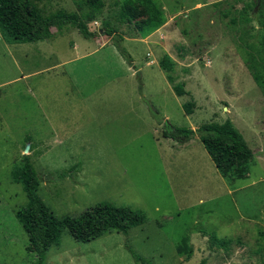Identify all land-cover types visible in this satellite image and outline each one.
<instances>
[{"label": "rangeland", "instance_id": "rangeland-1", "mask_svg": "<svg viewBox=\"0 0 264 264\" xmlns=\"http://www.w3.org/2000/svg\"><path fill=\"white\" fill-rule=\"evenodd\" d=\"M80 1L38 3L48 13H81ZM153 5L161 22L143 32L136 26L145 13L133 32L109 19L132 63L101 32L104 17L88 23L92 39L65 27L55 40L9 46L0 33L19 68L0 46V264L37 261L16 217L28 200L12 172L26 156L39 197L58 219L103 203L146 218L128 234L113 231L89 243L66 230L46 264H139L131 250L151 264H264V91L248 55L264 34V0ZM51 47L56 56L36 52ZM165 56L173 62L168 73ZM22 74L28 76L14 80ZM178 84L186 95L176 94ZM227 120L255 154L248 178L234 183L220 175L198 131ZM171 127L196 134L179 143L165 137Z\"/></svg>", "mask_w": 264, "mask_h": 264}, {"label": "trees", "instance_id": "trees-1", "mask_svg": "<svg viewBox=\"0 0 264 264\" xmlns=\"http://www.w3.org/2000/svg\"><path fill=\"white\" fill-rule=\"evenodd\" d=\"M153 1L112 0L106 7V0H81L78 2L81 13L64 10L48 13L46 7L39 5L38 0H0V33L9 45L52 40L62 33L65 27H72L85 38L92 39L96 34L90 32L88 23L104 17L101 32L113 37L119 53L132 63L130 54L121 44L123 36L119 34V27H115L109 19L118 18L122 24L129 26L130 30L134 19L145 13L146 22L136 26V30L143 32L150 24V28L158 26L162 15L154 7ZM105 9L109 12L106 13ZM54 29L57 32H54ZM131 31L133 32V29ZM249 46L250 68L256 69L253 77L264 91V34L258 44ZM161 65L167 73L173 69V62L169 56H165ZM167 79L173 82L170 74H167ZM174 91L178 96L187 93L181 84L175 85ZM193 107V102L184 104V110L188 115L193 113ZM158 119L162 122V118ZM171 128V131L164 133L165 137L179 143L191 140L196 134L194 130L187 128ZM198 131L199 139L220 175L228 183L248 178L254 153L230 120L223 124H205ZM12 174L13 180L23 186L28 200L26 207L17 211L16 217L28 236V251L37 255L36 264H46L50 249L59 243L66 230L75 241L89 243L113 231L128 234L131 228L145 222L146 218L141 212L108 203L99 204L76 218L58 219L38 195L40 181L28 156L24 164L16 168ZM213 239L216 237L213 236ZM131 253L137 263L151 264L132 250Z\"/></svg>", "mask_w": 264, "mask_h": 264}, {"label": "crops", "instance_id": "crops-1", "mask_svg": "<svg viewBox=\"0 0 264 264\" xmlns=\"http://www.w3.org/2000/svg\"><path fill=\"white\" fill-rule=\"evenodd\" d=\"M53 40V39H52ZM52 40H47V41H52ZM54 40H55V38H54ZM39 42H42V41H39ZM36 43H38V42H36ZM26 44V43H25ZM71 45L70 46H68L69 48L71 47L72 48V50H74L75 52H76V50H78V44L76 43V42H73V41H71V43H70ZM69 45V44H68ZM102 46H103V44H101ZM0 46L3 48V50H6V52H4V55H3V51L1 52V56L3 57V56H6L7 58H9L11 61H13L14 62V64H15V66H16V68L17 69H19L18 68V66H17V64H16V62H15V60H14V58H13V54H12V52L8 49V46H6L5 44H3V41H2V38H1V35H0ZM9 46H12V45H9ZM38 54H39V52L40 53H42L43 55H52V56H56V52L53 50V48L51 47V49H49L48 51H46V50H44V49H37V51H36ZM77 53V52H76ZM73 59H68V60H66V59H63V61H58L59 62V65H65V64H67L68 62H70V61H72V60H75L76 58H77V56L74 58V57H72ZM26 76H28V75H25V74H22L20 77H18V78H16V79H14V80H18V79H20V78H25ZM13 80V81H14ZM3 86V84H0V88ZM254 153V152H253ZM255 155V154H254Z\"/></svg>", "mask_w": 264, "mask_h": 264}, {"label": "water", "instance_id": "water-1", "mask_svg": "<svg viewBox=\"0 0 264 264\" xmlns=\"http://www.w3.org/2000/svg\"><path fill=\"white\" fill-rule=\"evenodd\" d=\"M29 150H30V146L27 147V152H29Z\"/></svg>", "mask_w": 264, "mask_h": 264}, {"label": "built area", "instance_id": "built-area-1", "mask_svg": "<svg viewBox=\"0 0 264 264\" xmlns=\"http://www.w3.org/2000/svg\"><path fill=\"white\" fill-rule=\"evenodd\" d=\"M95 23H97V22H95Z\"/></svg>", "mask_w": 264, "mask_h": 264}]
</instances>
